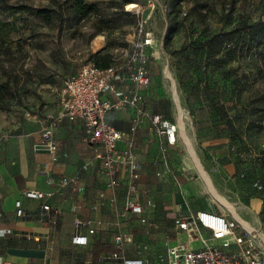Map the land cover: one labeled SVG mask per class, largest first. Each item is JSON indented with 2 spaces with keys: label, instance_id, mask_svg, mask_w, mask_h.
Wrapping results in <instances>:
<instances>
[{
  "label": "crops",
  "instance_id": "1",
  "mask_svg": "<svg viewBox=\"0 0 264 264\" xmlns=\"http://www.w3.org/2000/svg\"><path fill=\"white\" fill-rule=\"evenodd\" d=\"M92 47L101 50L103 37L94 39ZM136 64H116L117 76L105 94L114 105L106 120L121 134L111 170L104 168L102 146L91 140L85 122L65 115L60 104L48 114L54 119L50 137L41 136L51 121L45 116L34 118L20 133L0 134V264H117L113 253L142 264H163L167 247L178 238L179 215L206 211L228 216L211 198L181 133L170 144L151 123L153 114H161L177 124L179 112L155 74L145 86L132 81ZM133 96H139L134 103L122 102ZM182 120L202 167L206 148L222 154L216 159L223 157L226 141L203 139L197 130L202 121L193 116ZM27 190L43 195L29 198ZM130 201L139 203L142 212L130 211ZM238 213L253 235L264 230V198L251 197ZM77 234L86 236L84 244L73 243ZM118 234L131 236V242L118 245Z\"/></svg>",
  "mask_w": 264,
  "mask_h": 264
},
{
  "label": "rangeland",
  "instance_id": "2",
  "mask_svg": "<svg viewBox=\"0 0 264 264\" xmlns=\"http://www.w3.org/2000/svg\"><path fill=\"white\" fill-rule=\"evenodd\" d=\"M84 1L96 3L98 13L77 17L73 0H0V83L10 86L0 134L20 133L34 118L50 116L65 79L92 62L94 39L103 37L111 64L128 60L144 18L152 33L143 50L149 74L176 103L174 87L181 119L201 120L203 139L226 141L223 157L206 148V166L198 162L213 189L237 213L251 197L264 198V0H130L137 11L124 0ZM38 9H48L49 18Z\"/></svg>",
  "mask_w": 264,
  "mask_h": 264
},
{
  "label": "built area",
  "instance_id": "3",
  "mask_svg": "<svg viewBox=\"0 0 264 264\" xmlns=\"http://www.w3.org/2000/svg\"><path fill=\"white\" fill-rule=\"evenodd\" d=\"M151 11L155 7L153 1L147 3ZM146 20L138 19L137 37L132 43L129 61L136 62L131 72V79L140 86L150 82V74L143 64V50L152 44V33L145 29ZM117 66L97 67L92 62L83 64L78 71L68 76L60 91V102L65 115L82 119L90 129V138L99 143L103 149L102 164L111 170L114 163L116 143L120 139V131L106 120V113L114 105L105 94L112 88V81L117 76ZM139 96L124 97L123 103H134ZM50 124L41 132L43 138L50 137L53 129V117ZM151 123L163 134L168 143L174 144L178 135L177 124L161 114H153ZM62 181L69 182L66 179ZM29 198H41L39 190H27ZM17 215H21L20 200L15 202ZM127 207L133 213H141L142 206L130 201ZM43 205V209H48ZM177 240L166 249V261L163 264H264V230L250 235L235 219H228L218 214L198 211L195 214H181L177 218ZM89 232H93L89 229ZM129 235L118 234L115 242H131ZM74 244H84L86 236L77 234L72 239ZM112 258L117 264H142L141 259H129L119 253Z\"/></svg>",
  "mask_w": 264,
  "mask_h": 264
},
{
  "label": "trees",
  "instance_id": "4",
  "mask_svg": "<svg viewBox=\"0 0 264 264\" xmlns=\"http://www.w3.org/2000/svg\"><path fill=\"white\" fill-rule=\"evenodd\" d=\"M128 3H130V0H124L122 2V4L124 5ZM71 8H72L73 13L79 18L89 17L93 14H97L99 11V7L97 6L96 3L94 2L88 3V2H85L84 0H73ZM49 12L50 11L48 9H38L37 10V14L45 18H49ZM126 14L131 15L129 13H126ZM132 17L133 15L131 16V18ZM102 50L103 48L93 53L91 57L92 63H94L97 67H107L109 65H114V64H111L112 55L107 52H103ZM9 88L10 86L8 82L0 83V109H6L5 97L9 92Z\"/></svg>",
  "mask_w": 264,
  "mask_h": 264
},
{
  "label": "bare ground",
  "instance_id": "5",
  "mask_svg": "<svg viewBox=\"0 0 264 264\" xmlns=\"http://www.w3.org/2000/svg\"><path fill=\"white\" fill-rule=\"evenodd\" d=\"M127 9L130 11H137L139 9L138 5L136 4H128L127 5ZM159 55L158 51H155V56L157 57ZM167 76H169V72L168 70H166ZM172 92L173 95L175 97L176 103L179 106V99L177 96V93L174 91V87L172 86ZM178 129L181 131L182 136L185 138L186 142L188 143L187 145L189 146V150L192 154V157L196 163V165L198 166V171H200V174L203 178V180L205 181L206 185L208 186L207 188H209V191L211 192L213 198L222 206L224 207L227 211L231 212V214L233 215V217L238 221L239 224H241L246 230H248L249 232H251L253 234L254 229L248 224L246 223L236 212V210L233 208V206L225 199L223 198L221 195H219L212 187L207 175L204 173V171L202 170V167H200L197 159L195 158V156L193 155L190 145H189V141L186 138V135L184 133V128H183V123H182V119L181 116L179 115V126Z\"/></svg>",
  "mask_w": 264,
  "mask_h": 264
}]
</instances>
